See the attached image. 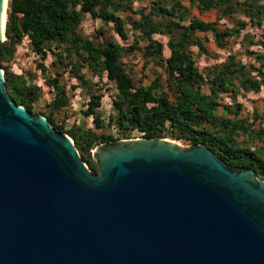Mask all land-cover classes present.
<instances>
[{
    "label": "water",
    "instance_id": "95a60500",
    "mask_svg": "<svg viewBox=\"0 0 264 264\" xmlns=\"http://www.w3.org/2000/svg\"><path fill=\"white\" fill-rule=\"evenodd\" d=\"M92 152L97 174L68 135L11 100L0 68V264H264V180L252 170L169 138Z\"/></svg>",
    "mask_w": 264,
    "mask_h": 264
},
{
    "label": "trees",
    "instance_id": "16d2710c",
    "mask_svg": "<svg viewBox=\"0 0 264 264\" xmlns=\"http://www.w3.org/2000/svg\"><path fill=\"white\" fill-rule=\"evenodd\" d=\"M136 1L141 0H7L0 68L11 100L33 115H43L56 131L68 135L93 174L99 172L92 152L97 145L145 137L204 145L230 167L250 169L264 180V126L260 125L264 116L251 112L238 117L242 103L237 100L242 93L264 89V0H188L189 6L185 0H148L147 6L132 10ZM190 7L200 12L215 9L216 20L191 17ZM125 8L138 18H121L119 13ZM85 15L109 25L112 34L104 36L99 27L93 35H83L79 29ZM221 18L230 25L219 28ZM247 28L262 29V33L256 36ZM195 32L209 33L218 49H226L231 41L239 49L228 52L204 74L195 64L193 48L198 56L208 53ZM115 35L130 43L122 44ZM158 35L166 36V42ZM24 39L38 58L35 64L43 83L52 92L43 109L37 107L41 87L9 69ZM139 41L144 43L142 55L162 71L145 84L135 83L123 60ZM238 54L249 59L236 58ZM49 55L52 61L47 66L44 61ZM65 73L88 90L81 113L91 117L90 127L68 125L66 115L58 117L71 100L63 81ZM88 74L104 75L114 85L105 116L99 110L103 94ZM239 136L243 142L237 140Z\"/></svg>",
    "mask_w": 264,
    "mask_h": 264
},
{
    "label": "rangeland",
    "instance_id": "374dc122",
    "mask_svg": "<svg viewBox=\"0 0 264 264\" xmlns=\"http://www.w3.org/2000/svg\"><path fill=\"white\" fill-rule=\"evenodd\" d=\"M148 0H141L136 1L132 4L130 7L132 10H136L139 7L147 6ZM7 4V2H6ZM188 4V3H187ZM148 10V7H146L145 11ZM191 17H196L203 21H215L217 16V11L215 9H212L209 12H200L197 8H190L189 10ZM121 18H130V19H137L138 15L132 13L128 8H125V10L121 11L119 13ZM230 21L226 18H221L218 21V27L224 28V26L230 25ZM99 27H102L105 31V35L112 34L110 30V26L103 25L102 22L99 19H92L89 15H85L82 21V24L80 26L79 31L85 35V36H91L95 33V30ZM126 28L130 27L129 23L125 24ZM249 31H251L256 36L260 35L262 33V29L258 28H247ZM195 35L203 41L204 46L207 50V55H196L197 48H193L194 51V59L195 64L197 68L202 73H207L215 64L223 61L226 58V55L228 52L235 51L239 49V45L236 41H231L226 49H218L216 45L214 44V41L212 39V36L209 33H203V32H195ZM115 37L124 45H128L130 43V40L121 41L119 37L115 35ZM164 43L166 42V36H156ZM5 39V35H4ZM144 46V43L139 41L136 45V49L131 54L124 55V62L126 64V68L130 71V74L133 76V79L136 84H145L148 83L154 76V74H162V71L160 68L153 66L151 62H149L148 58H145L142 53V47ZM253 48V47H250ZM164 54L167 55V49L164 48ZM236 58H241L243 61H247L249 58L245 55L238 54L236 55ZM36 56L30 51L27 40L24 39L20 45L16 47L15 55L12 59V61L9 63V69L15 73H23L27 78H31L34 83L39 85L42 89V98L37 105H42L45 102H48L52 98V92L50 89L43 83V77L40 73V71L36 68ZM52 61V57L49 55L44 61V64L49 66L50 62ZM144 63H147V66L143 69ZM90 80L96 84V87L100 88L99 91L103 94L101 98V106L99 110L105 115L110 111V101L111 96L115 93V88L113 83L107 81L106 77L104 75L97 76V75H90L88 74ZM63 81L66 84V88L71 96L69 107L64 111L63 113H60L58 117H61L62 115H66V123L72 124H82L87 127L92 126V120L91 117H85L81 111L86 108V102L88 101V90L82 88L79 86L74 78H71L68 76L67 73L63 76ZM225 100H228V98H225ZM237 100L242 103V107L240 109L238 117L245 118L247 117L251 112H257L258 114H261L264 116V89L262 88L260 91L254 93V92H247L242 93L237 96ZM220 112V110L218 111ZM230 116V115H228ZM251 118H248L250 121ZM259 124V122H258ZM261 126H264V122H260ZM238 141L243 142L244 137L239 136L237 138ZM255 146H258L257 141L254 142ZM93 151V150H92Z\"/></svg>",
    "mask_w": 264,
    "mask_h": 264
},
{
    "label": "bare ground",
    "instance_id": "6f19581e",
    "mask_svg": "<svg viewBox=\"0 0 264 264\" xmlns=\"http://www.w3.org/2000/svg\"><path fill=\"white\" fill-rule=\"evenodd\" d=\"M6 2H7V0H3L2 12H1V38L3 35L2 31L4 28V24H5Z\"/></svg>",
    "mask_w": 264,
    "mask_h": 264
},
{
    "label": "crops",
    "instance_id": "0c3cea01",
    "mask_svg": "<svg viewBox=\"0 0 264 264\" xmlns=\"http://www.w3.org/2000/svg\"><path fill=\"white\" fill-rule=\"evenodd\" d=\"M188 3V4H187ZM184 4L186 5V6H189V1L188 0H185L184 1ZM190 8H195V7H190ZM190 8H189V10H190ZM211 11V10H210ZM207 12H209V11H207ZM203 21V20H202ZM206 22H211V21H206ZM203 42V41H202Z\"/></svg>",
    "mask_w": 264,
    "mask_h": 264
}]
</instances>
